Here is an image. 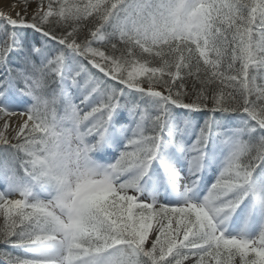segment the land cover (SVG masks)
Masks as SVG:
<instances>
[{
  "label": "snow or ice",
  "instance_id": "snow-or-ice-1",
  "mask_svg": "<svg viewBox=\"0 0 264 264\" xmlns=\"http://www.w3.org/2000/svg\"><path fill=\"white\" fill-rule=\"evenodd\" d=\"M8 7L0 264H264V0Z\"/></svg>",
  "mask_w": 264,
  "mask_h": 264
},
{
  "label": "rangeland",
  "instance_id": "rangeland-1",
  "mask_svg": "<svg viewBox=\"0 0 264 264\" xmlns=\"http://www.w3.org/2000/svg\"><path fill=\"white\" fill-rule=\"evenodd\" d=\"M12 2H13V0H7V1H4L3 0V3H1V5H0V11H6V12L13 11L12 9H10L8 7V5H10ZM16 10L18 11L19 9H16ZM122 115L124 116V122H127V116H126V114H122ZM205 119H207V116L204 119H195V121L202 124ZM228 122L229 121H226V123H228ZM114 155H115V153H114ZM217 171H218L217 165L216 164H213L203 174V181L205 182V189H204L205 191L207 189V185H209L214 180ZM0 187H2V186H0ZM169 193H171V198L172 199H176L180 195V192L179 191L169 189L168 191H161L160 194H159L160 195V198L163 199L164 197L169 196ZM202 197H203V192L201 193V198ZM241 207H243V205H241ZM1 218L2 217H0V221H1Z\"/></svg>",
  "mask_w": 264,
  "mask_h": 264
},
{
  "label": "trees",
  "instance_id": "trees-1",
  "mask_svg": "<svg viewBox=\"0 0 264 264\" xmlns=\"http://www.w3.org/2000/svg\"><path fill=\"white\" fill-rule=\"evenodd\" d=\"M194 115H196V118H198V119H202V118H204L205 116H207L206 113H195ZM2 222H3V218H1L0 223H2ZM0 247H3V245H0Z\"/></svg>",
  "mask_w": 264,
  "mask_h": 264
},
{
  "label": "bare ground",
  "instance_id": "bare-ground-1",
  "mask_svg": "<svg viewBox=\"0 0 264 264\" xmlns=\"http://www.w3.org/2000/svg\"><path fill=\"white\" fill-rule=\"evenodd\" d=\"M4 1H7V0H4ZM1 3H3V0H0V5H1ZM3 5V4H2Z\"/></svg>",
  "mask_w": 264,
  "mask_h": 264
}]
</instances>
